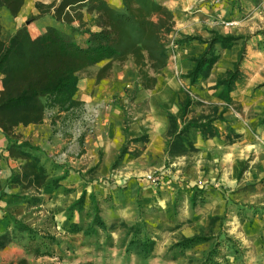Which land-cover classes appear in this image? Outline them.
I'll return each mask as SVG.
<instances>
[{"label": "crops", "instance_id": "0c3cea01", "mask_svg": "<svg viewBox=\"0 0 264 264\" xmlns=\"http://www.w3.org/2000/svg\"><path fill=\"white\" fill-rule=\"evenodd\" d=\"M105 1L110 6H117L115 0ZM158 1L172 15L167 38L173 44L185 36L207 39L211 33L252 37L244 45L240 78L229 94L230 101L227 103L219 98L220 90L214 86L237 61L242 44L229 50H219V60L208 78L195 85L180 79L191 69L190 59L203 52L204 46L199 43L174 44L173 61L168 62L165 71L156 76L152 87L136 88V80H130L123 74L98 76L95 73L80 77L74 98L79 103L77 108L69 112L46 111L41 125L17 131L23 134L19 142L28 141L39 146L46 156L58 155V169L50 176H65L56 188L50 183L43 186L37 195L41 200L39 206H28L20 198V187L6 184L12 174L19 171L20 161L9 157L7 140L0 131V233L11 230V219L30 226L38 220L37 226L43 224V228L51 232L44 223L51 211L55 222L49 228L59 238L56 254L65 257V264H102L94 260L93 249L88 246L84 233L70 229L71 225L81 227L90 216L91 195L98 202L102 196L112 195L111 201L100 205L101 210L104 205L109 215L104 220L106 226L112 225L116 219L132 225L138 222V206L168 218L173 217L171 209L177 193L183 194L184 208L189 209L195 187L215 192L237 189L240 186L239 173L246 162L248 168L243 173L242 182L264 179V122L260 123L264 119V0ZM58 2L24 0L16 18L2 19L4 31L9 29L10 36L26 26L32 38L38 37L46 27L58 26V23L52 17L54 9L51 14L41 16L35 4L48 6ZM30 17L36 18L28 22ZM107 62L95 67L103 68ZM1 80L0 76V92ZM187 100L190 104L183 117L181 105ZM194 100L201 104L193 103ZM214 112L223 117L221 123H227L228 131L235 138L226 139L225 125L211 122L208 128L185 135L180 146L171 149L174 142L171 131L174 128L180 130L189 122L214 117ZM169 117L174 119V123ZM81 118L84 122H80ZM121 153L120 164L113 168ZM95 167L94 177L83 174L79 182L71 181L74 176ZM153 173L160 174L157 186L146 180ZM83 193L84 206L74 210L69 218V207ZM221 207L219 200L211 202L208 208L205 207L208 209L205 216H193L190 227L181 226L175 231L177 238L174 242L198 235L201 226L208 225L209 218L219 215L217 209ZM181 217L190 220L189 215ZM114 251L111 256L118 254L123 258L127 254L126 247L119 252ZM56 257L52 255L30 261L59 264L54 263ZM19 258L24 257L18 246L11 244L0 250V264H9Z\"/></svg>", "mask_w": 264, "mask_h": 264}, {"label": "trees", "instance_id": "16d2710c", "mask_svg": "<svg viewBox=\"0 0 264 264\" xmlns=\"http://www.w3.org/2000/svg\"><path fill=\"white\" fill-rule=\"evenodd\" d=\"M119 1L121 9L113 8L105 0H59L57 5L53 3L48 6L35 4L41 16L51 14L54 9L52 17L58 25H70L72 22L70 12L75 8L85 9L92 15V25L98 30L83 32L82 35L85 37L80 42L59 26L46 27L45 31L36 38H32L26 26H22L13 35L4 38L2 12H6L11 19L16 18L24 5V0H0V76L2 77L0 131L7 140L9 157L20 161L19 171L13 173L6 184L18 185L23 192H32L31 196L24 192L25 195L23 193L20 197L28 206H39L41 200L37 195L40 194L43 186L50 183L56 188L65 176L51 177V173L58 169V165L50 166L46 154L36 155L40 152L38 146L28 141L19 142L20 138H14L15 130L41 125L46 111L56 109L58 112H69L77 108L79 103L74 98L78 91L81 73L102 62L132 57L141 72L144 68H148L155 75H159L166 68L167 52L162 35L171 31V13L158 0ZM35 18L30 17L28 22ZM72 32L77 30L73 29ZM248 39L249 37L221 36L218 33H211L207 39L185 36L177 40L175 45L199 43L204 46L199 56L190 59L192 67L182 79L188 81L190 85L207 79L212 67L219 60V50H229L235 45L242 44L237 61L214 86L215 89L220 90L218 97L228 103L233 85L240 78L244 45ZM152 82L154 84L155 81ZM189 104L187 100L181 105L183 117ZM169 120L174 123L172 117H169ZM262 122L264 120L260 123ZM209 124L207 118H202L185 124L180 130L174 128L171 131L174 141L171 149L180 146L190 129L204 130ZM113 167L116 168L117 165ZM243 172L244 168L240 170L239 178ZM1 189L0 183V191ZM197 193L196 190L192 193L191 208L196 207ZM84 197L83 193L69 207V218L74 210L80 209L84 204ZM90 200L93 204L92 218L83 232L85 236L96 234L98 229L101 231L107 229L100 214L98 201L92 195ZM216 221H219L218 217H211L210 225ZM11 222V230L0 233V250L14 240L19 242L26 240L30 247L25 249L27 253L35 258L51 257L53 253L49 249L60 244L51 234H43L23 221L11 219ZM119 226L134 235L128 247L136 248L138 255L140 249L142 259H148L154 242L147 239L139 243V237L135 236L137 232L139 233V221L132 225L119 222ZM70 229L72 232L83 231L81 227L75 225H71ZM209 240L204 235H196L182 238L171 248H188Z\"/></svg>", "mask_w": 264, "mask_h": 264}, {"label": "rangeland", "instance_id": "374dc122", "mask_svg": "<svg viewBox=\"0 0 264 264\" xmlns=\"http://www.w3.org/2000/svg\"><path fill=\"white\" fill-rule=\"evenodd\" d=\"M115 1L117 6L112 7L115 9H121L120 1ZM5 17L8 18L9 16L6 12H2V19ZM70 17L72 19L70 25L63 24L58 26L61 27L66 33L72 34L73 37L77 38V40L80 42H82L85 37V35H82L83 32H86L87 30L95 32L98 30L92 25V15L88 14L83 8H75L70 12ZM153 20L155 21L156 19ZM3 23L5 24V22ZM73 29L77 30V32H72ZM3 33V37L7 38L9 36V29H6ZM169 33L162 35V40L165 44L167 52V63L173 61L172 56L175 48L173 42L169 41L167 38ZM245 37H249L246 43L252 38L251 36ZM95 73H97L98 76H106L108 74H123L130 80H136V88L151 87L153 85L152 80L155 81L156 76H158L148 68H144L141 72L139 67L135 65L132 57H127L122 60H110L103 68L99 69L93 66L81 73L80 77H87ZM182 77L180 79L181 81L184 80ZM193 103L201 104L197 100H194ZM213 116L214 117L209 116L210 118L207 117V120L210 123L216 122L224 124L221 123L223 121V117L221 115L217 116L214 112ZM80 122H84L82 118L80 119ZM224 125V133H226V136L223 134L224 137L229 140L231 138H235V135L228 131L229 126L227 123ZM19 129L21 128L15 130L13 135L14 138H22L23 134H21V132H17ZM190 130L185 134L186 136H190L192 132L195 131V129L191 131ZM41 154L44 155L46 153L40 148V152L36 155ZM57 156L58 155L56 154L47 156V162L50 166L57 165ZM122 157L123 155L120 154V156L113 163V166L115 164L118 166L122 160ZM243 168L245 172L248 168V162L245 163ZM96 170L97 167L89 171L86 170L84 173L74 176L75 178L71 179V181L79 182L82 180L83 174L89 177H94L96 175ZM242 176L240 177V186L232 191L230 189L221 190V192H215L211 189L204 191L195 187L193 191H198L195 208L189 207V209H185L183 202L184 196L181 193H177L171 209L173 217L166 218L163 214H161V216L155 215L151 212L144 211L143 208L138 206L139 212L137 214V221H139V233L137 232L135 236L139 237V243L146 241L147 239H150L154 242L152 252L148 259H142L140 249L138 255L137 250H135L136 248L128 247V243L130 239H133L134 235L132 232L127 233L125 228L119 226L120 221L116 219L112 225L107 226L105 231L98 229L96 234L85 236L87 237L86 241L88 246L93 249L94 260L101 262L102 264H264V179L253 178L249 179L248 182L247 180L242 182ZM68 181L70 182V180ZM211 188L214 187L211 186ZM24 192H26L29 196L32 195V192ZM24 192L21 191V194ZM111 198L112 195L106 194L100 198V202H96L100 206L104 202L108 203L111 201ZM94 199L97 200L95 196ZM216 200H219L223 206V208L221 207L222 209L220 208L221 210L217 209L219 215L215 216L218 217L219 221H216L214 224L210 225L209 218L208 225L206 227L201 226V231L198 234L204 235L210 240L200 244L192 245L188 248H171L175 243H178L174 242V240L177 238V236L174 234L175 231L179 230L181 226L190 227L191 225L189 224L191 223V218L193 216H198L201 214L202 216H205V213L208 211L207 208L209 207V204ZM83 206L84 204H82L81 208ZM92 206L93 204L90 202V216L86 218V220H84L83 224L81 225V228L83 229L82 232H84V230L90 224L92 218ZM100 214H102L103 220H106V218L109 217L107 211L105 212L104 205L102 206V210H100ZM181 215H189L190 220H187L185 217H181ZM46 216L47 220L44 223L48 225L46 228L51 232H48L45 228H43V224L40 225L41 227L37 226L39 224L38 220L35 221V225L32 227L37 231L40 230L43 234L49 233L56 238L55 232H52V230L49 228L50 225L55 222L53 212L49 211ZM31 217L33 218L34 215H31ZM53 229L55 231V225ZM117 233H122V236L117 235V237L114 238V234ZM56 240L59 241V238H56ZM178 241H181V239ZM11 244L18 246V248L23 251L24 258H19L9 264H35L31 263L30 261L35 257H33L30 253H27L25 250L26 248H30L28 247L29 243L26 242V240L23 242L14 240L7 246ZM56 247L58 246L55 245L49 249L53 255L57 256V260L54 263L65 264V262H67L65 261V257L56 254ZM125 247L127 248V256L125 255L123 258L118 254H116V256H111V252H115L114 250L119 252L120 250H124Z\"/></svg>", "mask_w": 264, "mask_h": 264}, {"label": "built area", "instance_id": "2783aa9c", "mask_svg": "<svg viewBox=\"0 0 264 264\" xmlns=\"http://www.w3.org/2000/svg\"><path fill=\"white\" fill-rule=\"evenodd\" d=\"M172 58H173V56H172ZM146 180H147L148 182H150L151 184L157 186V185L160 183V180H161V178H160V174H158V173H153V174H151V175H148V176L146 177Z\"/></svg>", "mask_w": 264, "mask_h": 264}]
</instances>
